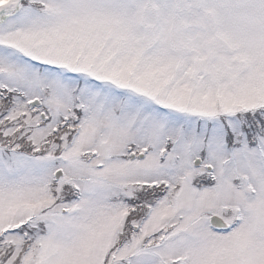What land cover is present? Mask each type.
Returning <instances> with one entry per match:
<instances>
[{
    "label": "snow or ice",
    "instance_id": "obj_1",
    "mask_svg": "<svg viewBox=\"0 0 264 264\" xmlns=\"http://www.w3.org/2000/svg\"><path fill=\"white\" fill-rule=\"evenodd\" d=\"M0 264H264V0H0Z\"/></svg>",
    "mask_w": 264,
    "mask_h": 264
}]
</instances>
